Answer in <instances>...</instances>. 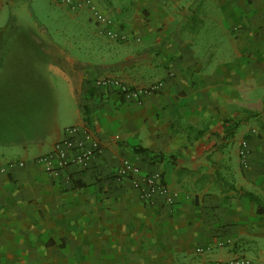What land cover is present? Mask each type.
Instances as JSON below:
<instances>
[{
	"label": "crops",
	"instance_id": "crops-1",
	"mask_svg": "<svg viewBox=\"0 0 264 264\" xmlns=\"http://www.w3.org/2000/svg\"><path fill=\"white\" fill-rule=\"evenodd\" d=\"M93 1L123 39L94 21L101 47L0 62V166L24 162L0 174V264H264V0ZM104 76L162 86L137 100ZM73 125L99 141L92 159L57 176L32 162ZM124 159L174 202L142 201Z\"/></svg>",
	"mask_w": 264,
	"mask_h": 264
},
{
	"label": "rangeland",
	"instance_id": "rangeland-1",
	"mask_svg": "<svg viewBox=\"0 0 264 264\" xmlns=\"http://www.w3.org/2000/svg\"><path fill=\"white\" fill-rule=\"evenodd\" d=\"M63 7L54 0L0 2V62L4 64L10 57H52L44 53L48 47L57 52L61 49L66 57L87 52L90 44L101 47L102 35L90 15L83 12L75 19ZM50 42L59 46H48ZM66 91L63 86L59 91L61 103L64 96L69 101Z\"/></svg>",
	"mask_w": 264,
	"mask_h": 264
},
{
	"label": "built area",
	"instance_id": "built-area-1",
	"mask_svg": "<svg viewBox=\"0 0 264 264\" xmlns=\"http://www.w3.org/2000/svg\"><path fill=\"white\" fill-rule=\"evenodd\" d=\"M62 6L75 10L79 7H85L90 17L96 24L103 27L104 35L112 40L123 39L120 33L112 29V20L103 14L93 0H54ZM95 86L112 89L120 97H126L132 94L137 100L150 93L157 92L162 83H154L145 88H139L131 91L129 87L124 84L119 78L112 76H104L94 81ZM65 137L57 141L51 152L48 154L38 156L32 160L36 165L43 167V169L55 176L58 171L67 168L72 164H85L92 159L96 152L100 149V143L95 138L93 133L85 126L73 125L64 129ZM240 156L245 155L244 149H240ZM24 162H9L0 166V174H5L15 167H23ZM140 169L130 160L124 159L118 168L117 174L120 177H127L131 181V186L135 189L142 201L152 202L156 197H163L164 201L171 205L174 202L173 196L169 195L168 190L163 182L161 173L154 172L139 176ZM197 253H203V248L198 247ZM214 264H249V261L244 258L235 257L228 260L216 261Z\"/></svg>",
	"mask_w": 264,
	"mask_h": 264
},
{
	"label": "trees",
	"instance_id": "trees-1",
	"mask_svg": "<svg viewBox=\"0 0 264 264\" xmlns=\"http://www.w3.org/2000/svg\"><path fill=\"white\" fill-rule=\"evenodd\" d=\"M134 150L137 153H141L143 155H148V152L145 149L137 148V149H134ZM243 196H246L249 199L258 202V199L256 197H254L253 195L249 194V193H243ZM262 210H263V208L259 209L260 212H262Z\"/></svg>",
	"mask_w": 264,
	"mask_h": 264
}]
</instances>
